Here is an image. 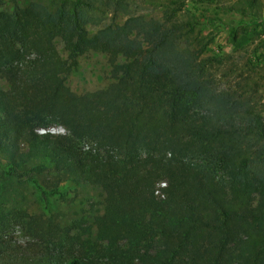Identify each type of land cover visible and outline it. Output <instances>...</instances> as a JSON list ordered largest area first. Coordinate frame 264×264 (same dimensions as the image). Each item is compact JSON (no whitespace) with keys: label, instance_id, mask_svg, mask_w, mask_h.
<instances>
[{"label":"trees","instance_id":"16d2710c","mask_svg":"<svg viewBox=\"0 0 264 264\" xmlns=\"http://www.w3.org/2000/svg\"><path fill=\"white\" fill-rule=\"evenodd\" d=\"M4 1L0 175L37 160V173L51 167L69 184L100 183L118 211L130 207L126 232L154 249H108L103 264H264V118L210 90L200 59L206 46L193 54L178 46L175 30L137 17L90 36L78 0L54 11L8 0L9 12ZM244 1L242 15L256 3ZM90 50L107 54L114 81L77 95L65 78ZM52 126L68 136L36 132ZM15 252L1 236L0 264H28ZM32 264L95 263L60 249Z\"/></svg>","mask_w":264,"mask_h":264},{"label":"rangeland","instance_id":"374dc122","mask_svg":"<svg viewBox=\"0 0 264 264\" xmlns=\"http://www.w3.org/2000/svg\"><path fill=\"white\" fill-rule=\"evenodd\" d=\"M76 1L18 0L15 6L38 3L54 11L63 4L71 7ZM78 1L83 3L85 28L90 36L104 26H120L129 17H137L141 22L175 30L178 46L193 54L206 46L200 59L210 80V90L248 106L264 118V0H256L246 15L241 13V9H246L244 0ZM13 8L8 0L1 7L8 12ZM138 40L143 41L142 34ZM54 44L65 59L67 53L60 40L56 39ZM113 81L107 54L96 50L81 55L77 71L65 78L66 86L77 95L104 89ZM6 87L0 79V90ZM36 132L68 136L59 126ZM23 146L21 152H26V145ZM87 146L90 145H84ZM37 163L30 160L17 166L12 177L6 175L10 180L0 175V238L17 251L18 257L22 255L32 264L41 255L49 256L61 249L65 255L103 264L108 249L119 254L152 251V240L137 242L126 232L130 207L118 211L117 201L107 198L102 184L85 180L69 184L51 167L37 173ZM4 164L0 154V174ZM164 185H155L157 200L164 198L160 190ZM38 187L47 194L46 206L41 202Z\"/></svg>","mask_w":264,"mask_h":264}]
</instances>
